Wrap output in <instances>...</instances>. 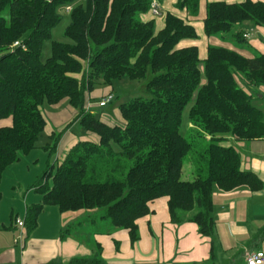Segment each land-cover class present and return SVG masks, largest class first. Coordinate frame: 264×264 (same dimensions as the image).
Segmentation results:
<instances>
[{"label": "trees", "instance_id": "1", "mask_svg": "<svg viewBox=\"0 0 264 264\" xmlns=\"http://www.w3.org/2000/svg\"><path fill=\"white\" fill-rule=\"evenodd\" d=\"M203 1L207 0H179L177 6L197 17ZM150 4L151 0H0V183L9 165L36 148L47 124L44 104L68 101L78 110L85 131L99 138L78 142L63 161L47 166L36 183L43 199L27 210L28 231L37 227L45 205H56L62 212L94 211L70 224L64 237L127 229L134 244L140 239L138 220L165 197L171 222H194L201 234L213 236L215 188H264L255 172L242 168L239 151L222 144L228 136L264 139V112L239 82L264 86V51L247 56L240 49L210 44L207 58L201 60L197 46L177 47L183 39L198 37L195 27L168 13L165 27L156 31L153 20L141 18ZM68 6L72 9L65 36L71 42L52 40ZM246 22L264 28V0L206 3L204 30L209 38H224ZM245 33L240 28L232 36L240 44L248 43ZM18 40L26 50H11ZM46 41H51V56L43 60ZM150 71L154 76L146 88L152 97L122 104L123 123L109 124L88 108L89 95L99 86L110 88L111 94L115 81H140ZM190 104V127L198 125L209 141L201 154L206 174L186 181L184 161L195 143L181 127ZM61 136L52 135L47 145L51 154ZM101 249L97 244L93 259L76 258L68 264H106ZM213 257L192 264H214Z\"/></svg>", "mask_w": 264, "mask_h": 264}, {"label": "crops", "instance_id": "2", "mask_svg": "<svg viewBox=\"0 0 264 264\" xmlns=\"http://www.w3.org/2000/svg\"><path fill=\"white\" fill-rule=\"evenodd\" d=\"M159 1L161 15L154 16L147 12L141 15L142 20H153L156 31L165 27V14L168 13L190 23L195 27L198 38L183 39L177 47L197 46L200 59L205 60L210 44L229 46L220 38H209L205 34L206 3H240L245 0L203 1L197 17H191L186 9L177 8L179 0ZM255 28L260 38L249 42L259 51H264V28ZM109 89L101 86L90 93L87 105L91 111L94 106L92 99L105 97ZM78 115V110L68 101L49 105L44 111L47 143L43 146V152L37 153L36 147L29 153L21 154L19 161L5 169L0 183V264H48L52 261L68 264L76 258L93 259L97 254V244L102 248L101 257L106 264L203 263L209 261L212 254L214 264H247L249 253L264 254V188L258 191L241 188L224 193L215 190L216 231L213 236L201 234L197 223L171 222L168 199L165 197L152 204V213L138 220L140 239L134 244L127 229L64 237V231L70 224L87 218L94 211L62 212L56 205H45L38 217L37 227L28 231L27 210L43 199L36 190V183L51 163L52 154L47 145L52 144V135L64 133L56 146V161L64 159L78 142L88 140L90 137L86 133L94 135V142L99 140L91 132L86 131L85 135L74 132L80 124ZM102 120L117 124L106 118ZM49 139L51 142H48ZM241 159L242 168L255 172L264 182V139L252 140L248 153L241 155ZM7 197L11 202L4 205ZM17 220L24 221V226H19Z\"/></svg>", "mask_w": 264, "mask_h": 264}, {"label": "rangeland", "instance_id": "3", "mask_svg": "<svg viewBox=\"0 0 264 264\" xmlns=\"http://www.w3.org/2000/svg\"><path fill=\"white\" fill-rule=\"evenodd\" d=\"M177 8L179 7L177 6ZM179 9L182 10L181 8ZM62 15L64 18L62 22L57 27L54 28L53 33H52L53 34L52 40L59 41V42H71V40L65 36V30L70 23L69 11L67 10L62 11ZM240 28L246 29L247 31H249L250 34H252L250 39H248V43L240 44L233 38L232 36L233 32ZM259 38H260V35H258L257 29L255 28V26L251 22H246L242 25H237L231 32L226 33L224 38H220V39L223 40L225 43H229V46H226V47L240 49V51H242L243 54L247 56H253L259 50L253 47L252 45H250L249 41L258 40ZM50 56H51V41H46L43 46L42 59L46 60ZM201 69L202 70L204 69L203 63L201 64ZM235 73H236V78L240 80L241 75L238 72H235ZM75 76L78 78H81V74H75ZM153 76L154 74L150 71L147 77L140 81H133L128 78L115 81L114 87L112 89V93L114 94V100L108 103L105 107H100L99 103L102 97H95L94 99H92V104L94 105L92 107L93 114L97 118H101V119L106 118L107 120L114 121L116 123H123V120L119 115V107L122 104L132 100L135 97H142L145 99L151 98L152 94L147 90L146 86H147L148 81H150V79ZM203 82H205L204 75H203ZM239 82L246 90H248L253 95V104L264 112V86L245 87L244 84H242V81H239ZM104 87L105 86H102V88ZM48 106H49L48 104L43 105L42 107L43 113L45 111V108H48ZM190 107H191V104L185 110L184 117H183V124L181 127V130L185 134V136L189 140L195 143L193 150L186 156L185 161H184L182 179L186 181H189V180L191 181L195 179L198 173L203 174V175L206 174L207 162L203 160V158L201 157V154H202L203 148L208 144V141H209L207 134L203 133V130L198 125H194V126L192 125V127H190L191 123H190L189 114H188ZM74 132L77 135H80V134L85 135L86 133L85 129H83V127H81L80 124H78V129L77 128L74 129ZM63 134L64 133H62V136ZM86 135L87 137H90L88 140L95 141L93 140L94 135L90 133H86ZM46 141H47V136L45 133H43V135L40 137L36 145V147H38L36 151L37 153L40 154V152H43V146L45 143H47ZM48 142H51L50 139L48 140ZM222 144L226 146H233L239 151L241 155H244L248 153V150L252 144V141H240V140H237L233 136H228L226 139L222 141ZM112 146L115 150L119 149V146L115 143H113ZM55 154L56 153L52 154V158H51L52 164L56 163L57 155L55 156ZM61 161H63L62 158H60L58 162H61ZM52 183H53V179L52 177H50L49 184L52 185ZM215 190H218V188H215ZM10 200H11L10 197H7L6 201H4L3 204L4 205L9 204L11 202ZM223 264L225 263L223 262ZM240 264H243V263H240Z\"/></svg>", "mask_w": 264, "mask_h": 264}, {"label": "built area", "instance_id": "4", "mask_svg": "<svg viewBox=\"0 0 264 264\" xmlns=\"http://www.w3.org/2000/svg\"><path fill=\"white\" fill-rule=\"evenodd\" d=\"M72 9V6H68L67 11H70ZM149 12L153 14L154 16H159L161 15V6H160V1L159 0H151L150 4V10ZM245 38L250 39L251 34L249 32L245 33ZM17 47H21L23 49H27L26 45L23 44L21 41H15L11 45V50H14ZM114 100V94H108L105 97H103L99 103L100 107H105L108 103L112 102ZM17 224L19 226H24V221L17 220ZM18 239L16 241L18 242ZM247 264H264V254L261 252H251L248 254L247 258Z\"/></svg>", "mask_w": 264, "mask_h": 264}]
</instances>
